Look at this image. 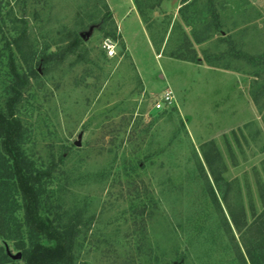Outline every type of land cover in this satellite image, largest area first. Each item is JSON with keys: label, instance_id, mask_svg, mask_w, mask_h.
Here are the masks:
<instances>
[{"label": "rangeland", "instance_id": "rangeland-1", "mask_svg": "<svg viewBox=\"0 0 264 264\" xmlns=\"http://www.w3.org/2000/svg\"><path fill=\"white\" fill-rule=\"evenodd\" d=\"M206 1L0 0V109L11 52L28 77L14 107L23 144L54 161L74 264H249L232 216L242 227L264 207V65L246 59L264 54V0H212L219 28L204 11L209 36L196 43ZM108 5L123 39L100 28ZM89 25L62 60L39 64ZM167 88L174 104L155 109Z\"/></svg>", "mask_w": 264, "mask_h": 264}, {"label": "trees", "instance_id": "trees-1", "mask_svg": "<svg viewBox=\"0 0 264 264\" xmlns=\"http://www.w3.org/2000/svg\"><path fill=\"white\" fill-rule=\"evenodd\" d=\"M195 2L196 0H181L184 8L189 5L193 7ZM203 7L200 20L203 29L201 28L199 35L195 27L192 29L196 43L209 36L210 24L205 23L204 11L212 13L214 29L219 28L212 0H207ZM106 13L101 18L100 28L108 25L107 34L115 36L112 17L109 11ZM142 17L145 20V16ZM89 19L92 20V16ZM185 19L193 24L191 16ZM80 25L84 28L88 23L82 21ZM72 42L60 52L42 55L39 64L43 66L62 60L68 50L81 44L83 40L77 34ZM188 58L192 59V56ZM246 59L252 64L264 65V54L259 57L247 56ZM8 61L9 72L14 80L8 87L12 95L7 98L4 109H0V264H74V234L65 228L61 206L52 198L48 185L54 161L44 167L42 161L36 163L27 152L23 144L24 127L14 111L21 96L20 88L25 85L28 77L17 73L11 52L8 54ZM30 74H37V70H32ZM217 180L215 177V188L223 198L224 185ZM253 217L251 222L243 223L242 227L233 216L232 220L240 232V244L249 264H263L264 207L258 214L253 213ZM18 251L21 263L11 257L12 252Z\"/></svg>", "mask_w": 264, "mask_h": 264}, {"label": "built area", "instance_id": "built-area-1", "mask_svg": "<svg viewBox=\"0 0 264 264\" xmlns=\"http://www.w3.org/2000/svg\"><path fill=\"white\" fill-rule=\"evenodd\" d=\"M101 48L104 51L106 57L111 58L115 55V41L110 37H106L102 40ZM174 104V96L170 89H165L161 96L154 102L155 109H163L170 107Z\"/></svg>", "mask_w": 264, "mask_h": 264}, {"label": "crops", "instance_id": "crops-1", "mask_svg": "<svg viewBox=\"0 0 264 264\" xmlns=\"http://www.w3.org/2000/svg\"><path fill=\"white\" fill-rule=\"evenodd\" d=\"M155 1H159V3H160V5L159 6H162V3H167L169 0H155ZM131 7H133V6H131ZM108 8H109V11H110V13H111V17H112V21H113V25H114V27L116 28V30H117V32H118V34H120V37L122 38V35H121V29H119V25L117 24V21L119 22V20H118V14H116V12H115V10L110 6V5H108ZM154 15L155 16H158L159 14H158V12L156 11L155 13H154ZM154 18V17H153ZM120 19H124V14L121 16V18ZM135 20H136V22H137V24L138 25H141V26H143V27H145V29H146V26L149 24V22L150 21H145V20H141L140 19V15H139V12H137L136 13V15H135ZM145 23V24H144ZM148 27V26H147ZM123 39V38H122ZM125 48H126V46H125ZM127 50V49H126ZM108 58V57H107Z\"/></svg>", "mask_w": 264, "mask_h": 264}, {"label": "water", "instance_id": "water-1", "mask_svg": "<svg viewBox=\"0 0 264 264\" xmlns=\"http://www.w3.org/2000/svg\"><path fill=\"white\" fill-rule=\"evenodd\" d=\"M94 26L95 25H89L87 30L80 31L78 33L82 40H86V38L89 36ZM80 135H81V132L78 134V138H80ZM74 144L78 146L79 141H75ZM19 257H20V253H15L14 255H12V258H15V259H18Z\"/></svg>", "mask_w": 264, "mask_h": 264}]
</instances>
